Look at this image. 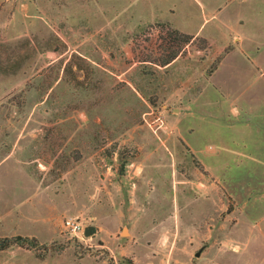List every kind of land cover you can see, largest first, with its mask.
Here are the masks:
<instances>
[{
    "label": "rangeland",
    "instance_id": "374dc122",
    "mask_svg": "<svg viewBox=\"0 0 264 264\" xmlns=\"http://www.w3.org/2000/svg\"><path fill=\"white\" fill-rule=\"evenodd\" d=\"M241 2L0 0V238L39 242L0 264H264V2Z\"/></svg>",
    "mask_w": 264,
    "mask_h": 264
},
{
    "label": "trees",
    "instance_id": "16d2710c",
    "mask_svg": "<svg viewBox=\"0 0 264 264\" xmlns=\"http://www.w3.org/2000/svg\"><path fill=\"white\" fill-rule=\"evenodd\" d=\"M173 37H175V40H180L181 45L178 47V49L173 50L172 53L166 58L162 64L167 65L170 62H172L173 59H175L178 54L182 51L183 45L190 43L194 36L190 35L189 33L183 32L179 29H175L172 31L171 34ZM14 244H19L24 247H29L33 249H37L39 247V242L37 238L35 237H28V236H14V237H5L0 238V250H4L9 248L10 246ZM40 257H44V254H39Z\"/></svg>",
    "mask_w": 264,
    "mask_h": 264
},
{
    "label": "built area",
    "instance_id": "2783aa9c",
    "mask_svg": "<svg viewBox=\"0 0 264 264\" xmlns=\"http://www.w3.org/2000/svg\"><path fill=\"white\" fill-rule=\"evenodd\" d=\"M64 228L71 232L72 235L82 238L85 235V225L79 220L74 218H68L64 221Z\"/></svg>",
    "mask_w": 264,
    "mask_h": 264
},
{
    "label": "crops",
    "instance_id": "0c3cea01",
    "mask_svg": "<svg viewBox=\"0 0 264 264\" xmlns=\"http://www.w3.org/2000/svg\"><path fill=\"white\" fill-rule=\"evenodd\" d=\"M247 2H252L250 5H252V4H254L255 2L256 3H261V2H264V0H258V1H255L254 2V0H242V2L240 3V5L241 6H246V5H249ZM256 3H255V5H256ZM257 6V5H256ZM258 8H259V6H258ZM247 12V11H246ZM253 15L251 16V17H255L256 15H255V13H252ZM245 15V11L244 12H239L238 14H237V17H238V19H240V18H243V16ZM259 15V14H258ZM248 17H249V15H248ZM238 23H242V21L241 20H239L238 21Z\"/></svg>",
    "mask_w": 264,
    "mask_h": 264
},
{
    "label": "water",
    "instance_id": "95a60500",
    "mask_svg": "<svg viewBox=\"0 0 264 264\" xmlns=\"http://www.w3.org/2000/svg\"><path fill=\"white\" fill-rule=\"evenodd\" d=\"M93 232V228H87L86 229V234L89 235Z\"/></svg>",
    "mask_w": 264,
    "mask_h": 264
}]
</instances>
